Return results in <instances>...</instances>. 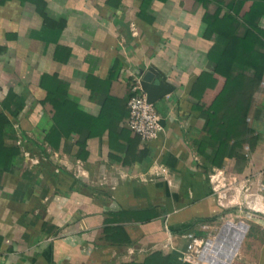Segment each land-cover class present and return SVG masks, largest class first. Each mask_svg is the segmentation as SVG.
I'll list each match as a JSON object with an SVG mask.
<instances>
[{
  "label": "crops",
  "instance_id": "0c3cea01",
  "mask_svg": "<svg viewBox=\"0 0 264 264\" xmlns=\"http://www.w3.org/2000/svg\"><path fill=\"white\" fill-rule=\"evenodd\" d=\"M43 3L61 29L48 27L37 14ZM114 4L0 0V102L9 90L27 98L19 118L9 116L4 128L5 144L19 146L20 153L11 171L0 175V264H121L155 251L183 264L189 236L210 238L212 224L232 207L262 214L258 227L246 229L233 264H264V72L247 116L257 143L239 150L243 159L225 158L214 167L209 163L217 144L205 132L203 101L191 95L200 73L211 70L203 8L195 0L154 1L149 21L137 17L140 0ZM58 45L71 50L66 64L53 60ZM148 68L173 90L154 104L163 130L149 144L139 141L137 151L148 150L140 162H125L122 140L114 143L121 148H109L107 129L94 137L86 129L71 134L57 150L43 143L50 119L41 74L67 82L71 101L97 116L107 94L126 106L131 79ZM126 118L114 120L116 133L126 128ZM215 173L231 185L223 189L229 195L223 205L210 182ZM149 208L157 213L150 222H110L113 212ZM115 226L120 229L113 241L107 233Z\"/></svg>",
  "mask_w": 264,
  "mask_h": 264
},
{
  "label": "trees",
  "instance_id": "16d2710c",
  "mask_svg": "<svg viewBox=\"0 0 264 264\" xmlns=\"http://www.w3.org/2000/svg\"><path fill=\"white\" fill-rule=\"evenodd\" d=\"M3 2V0H1ZM22 3L38 0H19ZM120 0H108L112 4ZM115 1V2H114ZM166 2L167 0H140L137 17L149 20L148 9L152 2ZM203 8L202 37L212 41L207 52V59L211 63L210 71L200 73L194 82L191 95L204 104L206 117L205 132L217 144L210 159V165L221 167L225 158L243 159L239 153L245 145L252 149L258 137L247 124V116L251 99L259 87L264 72V0H195ZM43 2V1H42ZM114 4V5H115ZM36 9L37 14L48 27L61 29L59 21L50 20L43 8ZM210 5L214 11H208ZM37 7V5H36ZM150 21V20H149ZM10 36H7V38ZM12 38V37H10ZM5 51L0 46V54ZM71 50L62 45L56 46L53 60L66 64ZM108 82V81H107ZM99 84L106 81L98 80ZM39 87L45 91V112L50 119V126L43 132V143L53 150L60 146L62 138H69L71 134H79L83 129L88 131L89 137H94L98 131L108 130L109 148L114 147L118 140L124 142L125 162H140L148 150L137 151L139 137L126 128L116 133L117 123L128 116V111L123 102L108 96L104 100L97 116L80 109L76 102H72L68 95V83L59 79L55 74H41ZM129 97L126 98V101ZM26 97L9 90L0 102V175L8 174L12 168V160L19 155V146L5 144L4 128L9 123V116L18 119L24 108ZM126 104V102H125ZM201 110V109H200ZM114 120L118 122L115 123ZM26 141L32 145L41 146L30 139ZM205 147V144H201ZM84 149L83 146L80 147ZM82 157V156H81ZM127 159V160H126ZM205 172L208 174L207 167ZM111 223H126L135 218L140 223H147L157 217L155 208L127 212H113ZM119 215H125L127 220L122 221ZM118 218V220L116 219ZM121 220V221H119ZM108 228V232L120 227ZM194 236V235H193ZM200 237V236H194ZM121 264H174L169 255L155 251L142 260ZM189 264V263H183Z\"/></svg>",
  "mask_w": 264,
  "mask_h": 264
},
{
  "label": "built area",
  "instance_id": "2783aa9c",
  "mask_svg": "<svg viewBox=\"0 0 264 264\" xmlns=\"http://www.w3.org/2000/svg\"><path fill=\"white\" fill-rule=\"evenodd\" d=\"M139 81L140 79L138 78L134 79L129 87V97L126 102L128 116L125 120V126L129 131L139 137L141 143L149 144L158 137L163 127L161 125L160 115L154 105L147 102ZM224 181L225 178L220 174L215 173L210 176V182L213 184L218 202L221 205H223L224 200L229 198V195H227L223 189L228 186L231 187L229 184L226 186ZM224 226L220 228L219 232L212 238L189 236L182 252V263L219 264V262L216 260L214 261L212 257L214 255L213 251L226 248L233 238V232L231 230L225 231ZM244 234L240 237L238 246ZM215 257L219 259V254H216ZM231 260L232 259L225 264H230Z\"/></svg>",
  "mask_w": 264,
  "mask_h": 264
},
{
  "label": "rangeland",
  "instance_id": "374dc122",
  "mask_svg": "<svg viewBox=\"0 0 264 264\" xmlns=\"http://www.w3.org/2000/svg\"><path fill=\"white\" fill-rule=\"evenodd\" d=\"M208 11L212 13L214 11V6L210 5L208 7ZM126 15L128 17L132 16V12L127 11ZM1 44L2 43L0 42V45ZM27 45H28L27 47H28L29 50L30 49H32V50L35 49L33 47V44L29 43ZM137 78L140 79V76H138ZM134 79H136V77L131 79V83L134 81ZM225 214L229 215V217L228 216L226 217ZM263 215H264V213H263ZM260 216H262V214L260 212H256L254 210H249L247 208H242L241 211H239V209L235 208V207L229 208L225 212H223L221 214V216H219V218H217L215 220V222L212 224V226H214L215 229H212L213 231L211 232L209 237L210 238L214 237L219 232L220 228H222L226 224V222H228V221H232L235 224L244 223L246 225V227H247V231H248V228L251 229V230L255 229L256 227H258V225H256V224L258 223ZM72 228L76 229L77 225L74 226V222L71 221V229ZM117 234L118 233L116 232V230H112L110 233H107V238L111 237V239L113 241H115V239H117ZM204 238H206V237L204 236ZM239 259H240V253H239V250L237 249L236 253L232 257V260H231L230 264H233V260L236 261V260H239Z\"/></svg>",
  "mask_w": 264,
  "mask_h": 264
},
{
  "label": "water",
  "instance_id": "95a60500",
  "mask_svg": "<svg viewBox=\"0 0 264 264\" xmlns=\"http://www.w3.org/2000/svg\"><path fill=\"white\" fill-rule=\"evenodd\" d=\"M139 76L141 90L145 94L149 104L154 105L159 100L168 96L173 90V87L164 82L165 79L163 77L161 79L158 78L156 70L153 68H148L145 71L140 70Z\"/></svg>",
  "mask_w": 264,
  "mask_h": 264
},
{
  "label": "bare ground",
  "instance_id": "6f19581e",
  "mask_svg": "<svg viewBox=\"0 0 264 264\" xmlns=\"http://www.w3.org/2000/svg\"><path fill=\"white\" fill-rule=\"evenodd\" d=\"M224 230H231L233 232V238L231 239L226 248H221L219 250L216 249L213 251L214 255L212 257L214 261H218L219 264L228 263L229 260L232 259L233 255L237 251L239 239L246 231V226L244 225V223L235 224L232 221H228L224 226ZM216 254H219V259H216Z\"/></svg>",
  "mask_w": 264,
  "mask_h": 264
}]
</instances>
